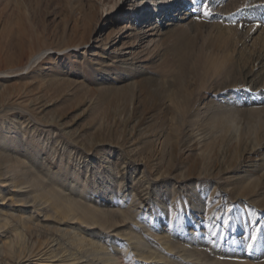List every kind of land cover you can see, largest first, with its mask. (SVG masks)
Returning a JSON list of instances; mask_svg holds the SVG:
<instances>
[{"label":"rangeland","instance_id":"374dc122","mask_svg":"<svg viewBox=\"0 0 264 264\" xmlns=\"http://www.w3.org/2000/svg\"><path fill=\"white\" fill-rule=\"evenodd\" d=\"M130 1L122 0L119 20L103 26L109 18L99 0H0V167L14 168L18 186L6 188L0 170V208L22 206L8 200L19 188L28 207L56 199L64 208L81 205L89 220L81 236L122 264H264V0H181L143 54L137 26L144 20L133 19L140 14ZM119 25H132L116 40L117 56L135 52L125 66L99 42L107 34L113 41ZM245 97L257 102L244 106ZM232 100L236 112H218ZM154 104L160 109L142 121ZM236 129L239 145L229 141ZM190 136L200 151L195 142L184 150ZM222 145L227 157L255 145L247 155L256 164L247 169L253 190L227 187L240 164H220ZM53 218L45 221L56 224ZM80 246V263L93 264L92 247ZM149 253L161 260L145 259Z\"/></svg>","mask_w":264,"mask_h":264},{"label":"bare ground","instance_id":"6f19581e","mask_svg":"<svg viewBox=\"0 0 264 264\" xmlns=\"http://www.w3.org/2000/svg\"><path fill=\"white\" fill-rule=\"evenodd\" d=\"M99 2H100V4L103 7H105V8L107 7V9H104L103 14H105L109 18V19L104 21V25L103 26L113 25L114 24L113 23L114 20L117 21L123 16L124 7H122V0H114L112 2L111 1L107 2L105 0H99ZM130 2H131L130 6L132 8V11L133 12H137V13L140 14V15H135L134 14L133 15V19H135V20L139 19V20H142V21L144 20L143 23L140 22V25L137 26V28H139L140 30L143 31V35H141L142 38H139V40H138V42H140V47H139L140 48V53L143 54L146 51H148L149 49H151L153 46H155L156 39L154 38V34H155L154 32H156L158 34V32L160 30L159 29L160 25L163 22H165V23L169 22L171 17L174 18V19L176 18V13L181 10V7L179 6L181 0L180 1L179 0H131ZM115 12H117V13H115ZM95 15H96L95 12H93L91 17L94 19ZM114 17H115V19H114ZM154 17H155L156 21L148 22L149 20H151V18L154 19ZM145 20H147V22H145ZM131 26L132 25H119L118 26V31H116V37H115V39L113 41H110L109 37H111V35L109 36V34L104 36L105 33L102 34V32H101V34L99 36L100 38L104 36L99 41V42H105L104 43V50L108 49L113 54H115L114 55L115 57H119V61L118 62L121 63L122 66H125L127 64V61L134 57V53L135 52L133 53L132 49L126 48L127 52L122 53L120 56H117L116 52L119 51V50L116 49V47H117V44L119 43V41L121 40V38L130 30ZM103 30H105V29H103ZM90 33H92V31ZM119 34H121L120 37H119ZM86 35H85V37H88ZM128 37L130 38V40L133 41V43L135 41H137V39H138L137 35H131L130 33H129ZM117 38H119L120 40L116 41ZM96 42H98V41L95 40V43ZM80 44H79V46H80ZM129 47H130V45H129ZM131 47H133V45ZM103 52L102 53H96L95 57L99 58V57L103 56L104 55ZM135 57H137V56H135ZM109 58H112V57L108 56L107 60H109ZM256 102L257 101L254 100V99L251 101L248 97H245L243 105L247 106L249 104H255ZM152 104H153V102H152ZM219 107H220V109H219V111L218 110L217 111L220 112V113L222 112L221 114H225L226 115L227 113H229V112L231 113L232 111L236 110L238 108V105H237V103L234 100H232V101H223L222 105L219 106ZM159 109H160V106L157 105V104L156 105L154 104V106L149 108L144 113L143 118H141L142 121H144L146 118L151 117L152 115H154V113L157 110H159ZM239 109L237 111H239ZM136 110H137V108L133 107V110H132L133 113ZM240 110H244V108H242ZM217 111L215 113H217ZM234 112H236V111H234ZM239 112H241V111H239ZM215 116H216V114H215ZM220 116H223V115H220ZM128 118H130V117L128 116ZM197 118H198L197 122H199V117H197ZM207 119H208V122H209L210 119L209 118H207ZM201 121H202V119H201ZM200 124H197V125H200ZM204 137H205L204 139H206V140L208 139L206 135ZM228 138L229 137H227V139ZM209 139H211V137ZM229 141L231 143L235 142V144L240 142V133H239V131L237 129L233 132V134L231 135ZM194 142H195V140H193V137L190 136L188 141L185 142L186 147L183 145L185 147L184 150H186V148L188 150L190 148H192V146H193L192 143H194ZM201 142H203V140H201ZM194 145L195 146L197 145L196 148H194L195 151H197V152L200 151V149H201L200 143L196 144V142H195ZM237 145H239V144H237ZM262 145H263V143H262ZM225 146L226 145H224L223 147H225ZM229 147H230V145H229ZM231 147H232V144H231ZM234 147L236 148V146H234ZM239 147H241V146H239ZM225 148L222 149V152H221L222 157L219 160H222V161L220 162V164H224L223 160L224 159L226 160V158H229V159L231 158L230 160L232 161V163H235V164L239 163L240 164V168H237V167L234 168L233 173L230 174L227 177V179H226L227 180V185H228L227 187L231 188L233 186L235 188L234 185H236V186H241V188L252 189L253 190V187L255 186V181L247 182L248 179H251L250 177L252 176L253 173H252V171H249L247 169L249 167L256 166V164H254L251 161H247L248 160L247 159L248 158L247 155L252 153L253 151H256L255 150V148H256L255 145H252L251 147L245 145V146H243L242 151L240 153H238L235 156H231V157H227V153H228L227 150L228 149H227V147H225ZM13 149H15V148H13ZM175 149H176V147H175ZM190 151H192V150H190ZM171 153H173V151H171ZM218 155H220V154H218ZM171 156H172V154H171ZM189 159H190L189 161L193 160V159L191 160V158H189ZM16 162H19V161L17 160ZM8 163H10V161H8ZM19 164L21 166L24 165L23 163H19ZM225 164H227V163H225ZM13 169L14 168H12L10 165H6L4 170H3L2 167H0V170H3L2 171V174H3L2 176L4 178L3 182L4 183L5 182L8 183V184H6V186H7L6 188L18 187V186H15V184H14L15 183L14 176H13L14 172L12 173ZM226 170H227L226 167H224L222 169V171H226ZM187 171L188 170H186V173H187ZM219 171H220V169H219ZM190 172H188V173H190ZM188 173H187V175H188ZM217 173H219V172H217ZM189 175H191V174H189ZM211 175H208V176H211ZM179 176L180 175H178L177 177H179ZM34 179H40V178L35 176ZM39 182H37V184ZM32 184H33V182H32ZM37 184H36V186H38L40 183L38 185ZM216 187H220V185L217 184ZM37 188L38 187H36V189ZM41 188H42V186H41ZM38 189H40V188H38ZM238 189L239 188H237V191H239ZM245 189H243V190H245ZM235 190H236V188H235ZM1 192H6V191H5V189L3 190V189L0 188V193ZM55 192H53V193H55ZM58 192H60V191L56 192L57 195H55V197L56 196H58V197L62 196V195H60L61 193H58ZM41 193H44V192L41 191ZM172 193H173V197H174L175 191L172 190ZM249 193L252 194V191L249 192ZM255 193H256V191H255ZM25 194H27V193L22 191L19 188L18 193H14V196L17 198L16 200L13 199V197H12L13 195L9 194L10 196H8L9 197L8 200L11 203H13V202L21 203L22 206L14 209V208H11L10 205H7V206L6 205H4V206L2 205V208H0V235L4 236L8 232L12 235V237L10 236L12 238V240H10L8 243H4V242L2 243L3 247L6 249L5 252H4L5 249L2 250V245L0 246V262H1L0 264H81L80 263V257H77V255H78L77 251H79V249L81 247L80 246L81 244L90 245L92 247V249H93V257L96 259L94 261L96 263L93 262V264H122L120 256H115L112 252L108 251L107 248L102 243H98V242L89 243V241H88L89 239L86 240L87 238L85 239V237L81 236V233L79 232V226L81 224L83 225L84 222L85 223L89 222L88 218L85 216V212L82 211L83 207L81 205L77 206L76 209H74V210L73 209H69V208H64L63 207L64 205H62L63 203L61 204L59 199H56L57 202H55V204L53 203L52 206H51V204L47 203L48 201H46L44 203H40L41 201L37 202V200H33V201H30V202H32L31 207H28V206H26V204L29 203V201H27L25 199V196H26ZM239 195L236 197L237 201L239 199H241L240 198L241 196H239ZM242 195L244 196V194H242ZM260 196H262V195H260ZM0 197H1V195H0ZM5 197L6 196H4V194H3L2 197L0 198V200L1 201L2 200L5 201V199H6ZM254 197L252 196V198H254ZM45 199H47V198L45 197ZM212 208H214V207H212ZM53 209H54V211H53ZM237 210H239V208ZM45 211H48L49 213L52 212L51 215L52 216L54 215L53 219H58L60 221L57 222L58 220L57 221L55 220L54 222H56V224L47 223V221H45V219L46 218L48 219L49 217H51V215L48 217L47 212H45ZM35 212H39L40 215H41V213H42V215L44 213L43 220L40 219V215L39 216H37L38 214L35 215L34 214ZM86 212L90 213V214L93 213L90 210H86ZM135 212H133V213H135ZM169 212L171 214L170 218H169L170 219L169 221H171V218L173 217V213H172L173 210L170 208ZM135 214H137V213H135ZM64 221H72V223L74 225H76V227L62 228V223ZM66 224H67V222H66ZM49 231H52L50 233L51 235H48ZM151 234H153V233H151ZM1 236H0V239H1ZM8 236H9V234H8ZM5 239H7V238L5 237ZM130 239H133V238L130 237ZM66 243L70 244V248L63 249V244H66ZM135 244L138 247H140V246L143 245V242L137 241ZM164 245H169V242L166 241L164 243ZM137 246H136V249L139 251L140 248H137ZM125 252H126V248H124L122 246L121 250L119 251L118 254L121 255V254H123ZM146 253H147V251H146ZM149 254L151 255V257H147L145 259H147V260L148 259H152V261L154 259H156V262H157V258L158 257L156 255L152 254V253H149ZM158 259L161 260L160 257ZM142 261H144V260H142ZM151 264H157V263L152 262Z\"/></svg>","mask_w":264,"mask_h":264},{"label":"snow or ice","instance_id":"6c2138e0","mask_svg":"<svg viewBox=\"0 0 264 264\" xmlns=\"http://www.w3.org/2000/svg\"><path fill=\"white\" fill-rule=\"evenodd\" d=\"M200 2V0H190V3L192 4V5H196L197 3H199ZM196 11V9H195V7H193V12H195ZM206 14V13H205ZM251 239L253 240V241H255V239H256V237L255 236H253V237H251ZM247 247L249 248V249H251L252 247H253V244L252 243H249L248 245H247Z\"/></svg>","mask_w":264,"mask_h":264}]
</instances>
